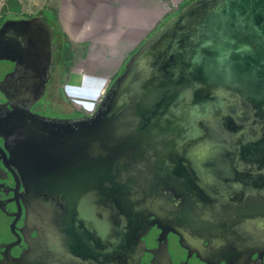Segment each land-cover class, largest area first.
Listing matches in <instances>:
<instances>
[{
  "label": "water",
  "instance_id": "water-1",
  "mask_svg": "<svg viewBox=\"0 0 264 264\" xmlns=\"http://www.w3.org/2000/svg\"><path fill=\"white\" fill-rule=\"evenodd\" d=\"M54 32L42 16L0 27V60L26 67L5 92L15 107L0 135L38 222L35 249L54 264L90 249L101 264H139L178 154L210 135L231 137L239 120L250 131L264 122V0L184 5L132 53L98 110L76 118L28 108L52 75Z\"/></svg>",
  "mask_w": 264,
  "mask_h": 264
},
{
  "label": "flooded vegetation",
  "instance_id": "flooded-vegetation-1",
  "mask_svg": "<svg viewBox=\"0 0 264 264\" xmlns=\"http://www.w3.org/2000/svg\"><path fill=\"white\" fill-rule=\"evenodd\" d=\"M35 16L44 17L55 29V64L44 94L28 108L47 118L91 115H54L46 107L47 87L55 71L60 65L66 70L63 48L67 37L46 14ZM35 16L3 14L0 27L9 19ZM25 72L26 67L16 61L0 60V120L6 110L15 107L6 90L20 86ZM235 125L237 132L231 137L216 135L211 141L214 135H210L208 141H198L194 150L178 154L168 182L159 189L158 220L142 234L145 246L139 264H264V122L253 123L251 131L246 123L240 129V120ZM217 130H223V123L213 131ZM5 143L6 138L0 135V264H54L51 252L43 262L35 249L38 222L30 218L19 168L5 163L4 154L10 157ZM190 154L199 166L188 160ZM59 264H101V258L90 249L86 254L63 256Z\"/></svg>",
  "mask_w": 264,
  "mask_h": 264
},
{
  "label": "crops",
  "instance_id": "crops-1",
  "mask_svg": "<svg viewBox=\"0 0 264 264\" xmlns=\"http://www.w3.org/2000/svg\"><path fill=\"white\" fill-rule=\"evenodd\" d=\"M191 1L57 0V13L59 23L71 42L74 62L75 57L84 61L79 54L90 55L91 51L98 52V55L100 52L105 60L113 63L108 71L100 73L101 79L107 78L105 85L99 83L100 86H96L102 93L106 92L110 79L123 69L132 53ZM73 64L69 72L78 73ZM79 73H83L84 79L81 84H75L76 87L95 88L98 84L94 80L86 81L89 75L83 71Z\"/></svg>",
  "mask_w": 264,
  "mask_h": 264
},
{
  "label": "rangeland",
  "instance_id": "rangeland-1",
  "mask_svg": "<svg viewBox=\"0 0 264 264\" xmlns=\"http://www.w3.org/2000/svg\"><path fill=\"white\" fill-rule=\"evenodd\" d=\"M16 2L20 4L19 10L11 9L10 7L15 5ZM57 7V0H0V17L3 14L14 13L17 15H45L46 11L57 12ZM79 56L84 59V61H79L77 57H75L76 62L72 61V64L74 63L73 67L78 73H70L65 70L63 65H60L55 71L53 79L48 84V92L46 93L47 96L44 102L46 107H48L54 115L79 116L83 113L92 114L106 93H99L100 89L96 86H98L99 83L101 85L107 83V78L103 77V79H101L100 73L108 71L110 65L113 63H109V60H105L104 55H101L100 52L98 55V52L91 53L90 51V55H87V53H80ZM82 71L89 75L86 81L94 80L98 82L95 88H91L90 86H75V84H81L84 79L83 73H79Z\"/></svg>",
  "mask_w": 264,
  "mask_h": 264
},
{
  "label": "trees",
  "instance_id": "trees-1",
  "mask_svg": "<svg viewBox=\"0 0 264 264\" xmlns=\"http://www.w3.org/2000/svg\"><path fill=\"white\" fill-rule=\"evenodd\" d=\"M19 7H20L19 2H16V4L12 5L10 8L13 9V10H19ZM5 15H7V14H5ZM46 16L48 17V19H50L52 21V23H54L56 26H58V28L61 29L62 33L67 37V41H66L65 46L63 48V56H64V63H65V66H66V70L69 71L70 66L72 64V61H73V54H72V50H71V42L68 39L67 34L62 29V27H61V25L59 23L58 13L55 12V11H53V12L46 11Z\"/></svg>",
  "mask_w": 264,
  "mask_h": 264
}]
</instances>
